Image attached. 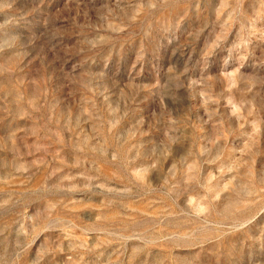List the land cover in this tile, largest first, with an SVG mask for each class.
Segmentation results:
<instances>
[{
	"label": "rangeland",
	"instance_id": "1",
	"mask_svg": "<svg viewBox=\"0 0 264 264\" xmlns=\"http://www.w3.org/2000/svg\"><path fill=\"white\" fill-rule=\"evenodd\" d=\"M0 264H264V0H0Z\"/></svg>",
	"mask_w": 264,
	"mask_h": 264
}]
</instances>
